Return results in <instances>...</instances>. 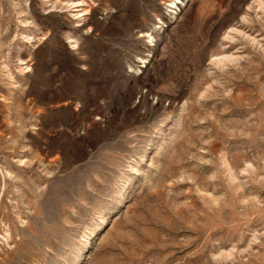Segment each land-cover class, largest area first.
I'll list each match as a JSON object with an SVG mask.
<instances>
[{"label": "rangeland", "instance_id": "1", "mask_svg": "<svg viewBox=\"0 0 264 264\" xmlns=\"http://www.w3.org/2000/svg\"><path fill=\"white\" fill-rule=\"evenodd\" d=\"M0 264H264V0H0Z\"/></svg>", "mask_w": 264, "mask_h": 264}, {"label": "snow or ice", "instance_id": "2", "mask_svg": "<svg viewBox=\"0 0 264 264\" xmlns=\"http://www.w3.org/2000/svg\"><path fill=\"white\" fill-rule=\"evenodd\" d=\"M225 39H227V37H225Z\"/></svg>", "mask_w": 264, "mask_h": 264}]
</instances>
